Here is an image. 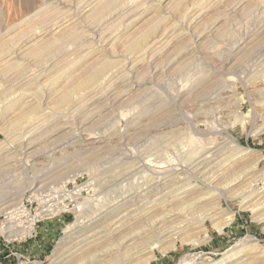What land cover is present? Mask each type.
I'll return each mask as SVG.
<instances>
[{"label":"rangeland","instance_id":"rangeland-1","mask_svg":"<svg viewBox=\"0 0 264 264\" xmlns=\"http://www.w3.org/2000/svg\"><path fill=\"white\" fill-rule=\"evenodd\" d=\"M55 1L0 0V63L8 58L5 55L10 53L11 47L17 45L26 48L27 45L38 40L39 44L36 46L39 45L44 50L40 55L38 49L32 48L37 52L35 54L34 51H29L28 57H33L29 64H25L26 61L19 58L20 56L15 57L16 59H10L9 62L12 60L16 62L17 60V63L10 66L9 69L8 67L5 68L7 70L4 69L0 73L3 77L0 75V155L1 151H4L3 146L5 148L11 146L13 147L12 150H15L23 140L36 137L41 141L42 136V142L44 141V132L50 128L49 124L46 125L47 119L50 117L43 115L41 111L44 106L50 108V110L46 109L48 112L63 111L78 125L81 120L79 116L87 117L91 113L90 109L96 106L93 105L89 108L85 102L87 98L94 96L107 99L114 90L123 86L118 83L116 77L120 75V72L126 71L125 67L133 66L134 68L133 71L135 72L130 71L132 73H129L130 77L125 82L127 83L125 87L133 89L130 92L131 95H127L128 98H122L116 105L96 118L95 122L88 123L83 127L84 130L77 132L80 142L86 144L85 147L94 142L103 146L101 151L98 150L91 156L89 155L90 159H87L89 156L77 159L52 173V170L48 169L54 166L53 160L59 161L64 153L60 148H56L54 154L52 153L54 146H51L52 144L46 145V148L45 143H43V148L41 145L38 146L42 150L39 152L46 150L47 153L45 156L39 157L36 167L43 168L46 166L47 176L38 177L42 172L35 174V171L32 170L34 162L25 158L18 163V169L14 171H2L0 169V228L7 235H0V264L39 262L48 264L52 261L55 247L67 236L66 228L72 223L75 224V229L86 226L91 219L98 215L101 209H105L108 204L123 197L127 191H134L142 183L148 182L156 176L170 173H179L183 176L192 174L190 176H193H187V180L191 182L188 186H194V188L178 196L185 197L181 200L183 202L186 199L197 197L201 193L211 192L215 194L217 192L212 198L213 200H207L209 205L216 207L215 219H208L200 223H197L196 219H190L184 231L179 235L177 234L176 238H173L174 240H170L171 242L163 244L153 242L152 251L143 254L144 256L141 257L155 255V259L147 264H214L217 260L223 259L225 253L232 250L236 251L238 248H242L238 253L239 257L233 259L235 255L233 257L229 255L219 264H234L244 260L242 264H264V0H118L119 3L117 0H113L119 4L116 5L112 1L111 3L116 7L110 3L106 4L109 7H102L106 0H95L90 9L93 11L94 8L96 11H90L88 13V15L90 14L89 18L86 17L87 14L82 15L85 18L79 14L80 18L76 14L81 7L78 6V3L80 4L84 0ZM88 1L91 0L84 2ZM204 1H206L205 4ZM236 5L238 6L236 7ZM72 6L75 7V10ZM113 10L118 12V15L114 17L116 20L114 18L108 20L107 18L110 17ZM184 11L189 14L184 13V15ZM105 13L109 17L107 15L105 17ZM171 13L179 18L182 28L189 27L187 32L180 28L181 30H176L170 36L172 42L169 40L163 46L152 44L155 35L167 24L165 23L166 19L169 20ZM187 18L188 20H186ZM71 19L72 21H70ZM75 21H78V25L74 24ZM169 21L172 23L176 20L171 18ZM81 22L83 23L81 24ZM104 23L106 24L104 25ZM46 24L51 25L48 27ZM73 24L77 31L74 30ZM44 25H46L45 28H43ZM70 26L72 29L68 28ZM92 28L95 32L101 30L100 32L105 33L106 31V34L108 33L106 37L111 40L100 42L99 35L93 36ZM198 30H204L207 32L206 36L209 34L210 36H205L200 41L197 39ZM148 31L150 32L148 33ZM190 31L193 33L192 36ZM176 33H179V36ZM50 35L51 37H49ZM72 38L74 39L72 40ZM144 38H146V42ZM42 39L44 40L43 43ZM76 40H79L78 43ZM245 40L250 41L246 47L239 50L240 45ZM51 41L52 43L55 42L56 45L53 43L52 47ZM190 41L197 44L194 49L187 50L188 47H192ZM44 47H48V50L46 48L45 50ZM156 47L162 51H156ZM162 47L166 49H162ZM59 48L60 50H58ZM153 53H155V57L152 55ZM43 56H46V59ZM51 60L55 65H58L47 74L46 78L49 77L50 80L48 82V78L44 77V80L38 76ZM151 61L160 66L163 65L161 66L163 68L161 69L162 73L158 71L154 75L155 77L149 73ZM170 62L173 64L170 65ZM126 63L127 65H125ZM12 67L13 69H11ZM28 71L33 74H29ZM17 76H20V80ZM26 76V79L23 78ZM28 77L33 78L29 83L27 82L28 84L22 85L23 80L26 81ZM58 78L59 80H57ZM17 79L18 81H15ZM35 79H39L38 81L41 83L44 81L43 84L46 86L40 85L37 83L38 81L34 85L33 80L35 81ZM7 80L11 81L8 82L10 84L4 82ZM149 80L150 82H148ZM15 84L17 87L14 86ZM20 84L23 88L19 86ZM20 88L32 93L33 99L31 103H28L29 105H25V103L20 105L17 101L18 94L22 92ZM203 88L204 91L207 89V91L214 92L205 91V95ZM43 92H49L51 95ZM132 96L133 98H129ZM206 96L207 99L204 98ZM216 97H220L219 102H209L212 98L215 100ZM229 103L232 107L229 106ZM236 104L238 105L236 106ZM34 107L35 109H33ZM158 107H162L161 113L159 111L155 114L151 113ZM239 114L246 115V120H244L246 122H240ZM154 119H158L159 122ZM40 124H43L44 127ZM132 124L136 127V131L129 127ZM168 130L172 131L169 132ZM113 136H115L114 139ZM14 138L15 140H13ZM214 149L216 153H219L217 156L223 160L222 163L226 164L220 171L225 173V177L224 182L223 179H219L220 182H216L217 187L214 186L210 189L204 186L201 181L203 180L202 177H197V173L193 172L194 168L192 169L189 163L210 150L214 151ZM123 151L127 154L125 155ZM50 163L51 165H49ZM20 164L21 166H19ZM250 165H257L256 175H259L262 180L258 184L259 188L263 189L256 198L243 204L240 198L233 194L237 188L244 184H231L233 181L229 176L241 168L250 167ZM0 167L5 168L6 166L0 164ZM44 177L46 179L37 182L39 178ZM224 186L229 187L227 188L229 190L227 195L230 196L227 199H220V188ZM124 191L125 193H123ZM121 193L122 195H120ZM256 201L260 203L257 206L260 207L258 209L253 207V204L257 203ZM52 203L57 204L56 207L48 209V204L52 206ZM229 215L233 217L229 224L225 225L222 230L215 228L214 223L216 221H225V217ZM33 222H37L35 226H33ZM10 234L12 235L10 236ZM190 240L195 243L189 242ZM247 245L249 246L247 247ZM135 261L137 260H133L129 264H134Z\"/></svg>","mask_w":264,"mask_h":264},{"label":"bare ground","instance_id":"bare-ground-1","mask_svg":"<svg viewBox=\"0 0 264 264\" xmlns=\"http://www.w3.org/2000/svg\"><path fill=\"white\" fill-rule=\"evenodd\" d=\"M55 1V0H54ZM57 1V0H56ZM55 1V2H56ZM85 1V0H84ZM82 1V3L84 2ZM104 1V0H103ZM113 0H106L105 2H103L102 4V7H109V5H106L108 3H110V5L112 4ZM116 1V0H115ZM120 1V0H119ZM59 2V1H58ZM57 2V4H58ZM62 2V1H61ZM64 2V1H63ZM62 2V3H63ZM68 2V1H67ZM93 2H95V0H91V1H88V2H84L83 5H81L82 3H78V6L80 5L81 7L79 8V10L76 8V10H78V12L76 13L78 15V17L81 18V16L83 14H87L86 17L89 18L90 14L88 15V13L91 11V5L93 4ZM118 2V0H117ZM206 1H204V4H205ZM52 3V2H51ZM114 4H116L114 1H113ZM119 3V2H118ZM117 3V4H118ZM123 3V2H122ZM203 3V2H202ZM201 3V4H202ZM44 4V3H43ZM47 4V3H46ZM66 4V3H65ZM77 4V3H75ZM116 4V5H117ZM200 4V5H201ZM217 4V3H216ZM49 5V4H48ZM70 5V4H69ZM73 5V4H72ZM119 5V4H118ZM125 5V4H124ZM240 5V4H238ZM236 5V7L238 6ZM100 6V5H99ZM113 6V4H112ZM111 6V7H112ZM164 6V5H163ZM168 6V5H167ZM194 6V5H193ZM74 7V6H72ZM77 7V6H76ZM97 7V5H96ZM113 7H116V6H113ZM124 7V6H123ZM125 8V7H124ZM195 8V7H194ZM60 9V8H59ZM75 10V7L73 8ZM103 10V8H101ZM168 9V7H167ZM93 11H96L94 10V8L92 9ZM98 10V8H97ZM119 10V9H118ZM125 10V9H124ZM164 10V9H163ZM166 10V9H165ZM169 10V9H168ZM185 10V9H184ZM91 11V12H93ZM121 11V9H120ZM173 11V10H172ZM170 11V12H172ZM177 12V10H175ZM228 11V10H227ZM230 11V10H229ZM228 11V12H229ZM38 12V11H37ZM73 12V10H72ZM113 13H111L110 17L107 15V13H105V17L107 15V18L108 20L114 18L116 15H118L117 13L118 12H114V10L112 11ZM167 12V11H166ZM165 12V13H166ZM231 12V11H230ZM56 13V12H55ZM59 13V12H58ZM97 13V12H96ZM95 13V15H96ZM110 13V12H109ZM121 13H124V12H121ZM185 13V11L183 12V14ZM188 12L186 11L185 14H187ZM226 13V12H225ZM60 14V13H59ZM75 14V13H74ZM81 16H80V15ZM98 14V13H97ZM104 14V13H103ZM102 14V15H103ZM175 14V12H174ZM173 13L170 14L169 16V20L172 18L173 20L175 19L176 21L170 23L171 21H169L168 19H166L167 21L169 22H165L167 23L163 29L160 30V32L157 33V35H155V37L153 38V42L152 44H159V45H162L166 42H168L169 40L171 41L170 39V36L173 35V33L176 31V30H179L180 28H182V23L179 22V18H177V16L175 17ZM178 14V13H177ZM184 14V15H185ZM189 14V13H188ZM92 15L94 16V14L92 13ZM223 15V14H222ZM226 15V14H225ZM66 16V15H65ZM92 16V17H93ZM54 17V16H52ZM59 17V16H58ZM91 17V18H92ZM104 17V15H103ZM120 17V16H119ZM179 17V15H178ZM74 18V16H73ZM82 18H85L84 16H82ZM118 18V17H117ZM186 18V16H185ZM189 18V17H188ZM188 18L186 20H188ZM220 18V17H219ZM55 19V18H54ZM77 19V18H76ZM74 19V20H76ZM95 19V18H94ZM105 19V18H104ZM106 19V21H107ZM115 19V18H114ZM194 19V18H193ZM196 19V18H195ZM194 19V20H195ZM41 20V19H40ZM82 20V19H80ZM79 20V21H80ZM93 20V19H92ZM101 21V19H99ZM98 20V21H99ZM116 20V19H115ZM182 20V19H181ZM180 20V21H181ZM185 20V21H186ZM227 21L229 19H226ZM39 21V20H38ZM49 21V20H48ZM56 21V20H55ZM72 21V19L70 20ZM95 22H97L96 20H94ZM93 21V22H94ZM104 21V22H106ZM192 21V20H191ZM220 21V20H219ZM44 22V21H43ZM76 22V21H75ZM78 22V21H77ZM74 23V24H77ZM84 22V20H83ZM81 22V24L83 23ZM120 23V21H118ZM117 22V23H118ZM122 22V20H121ZM164 22H163V25H164ZM218 22V21H217ZM38 23V22H37ZM50 23V21H49ZM66 23V22H65ZM80 23V22H79ZM87 23V22H85ZM84 23V24H85ZM90 23V22H89ZM102 23V22H101ZM107 23V22H106ZM104 23V25L106 24ZM118 23V24H119ZM215 23V22H214ZM264 23V22H263ZM68 24V23H67ZM72 25L74 26V30H76L75 28V25ZM187 24V23H186ZM39 25V24H38ZM47 25V24H46ZM43 28H45V26ZM51 25V24H50ZM49 25V26H50ZM78 25V24H77ZM192 25V24H191ZM217 25V24H216ZM48 26V25H47ZM48 26V27H49ZM53 26V25H52ZM72 26L68 27L69 29L71 28L72 29ZM85 26L87 27V25L85 24ZM102 26V25H101ZM185 26V25H184ZM194 26V25H193ZM213 26V25H212ZM61 27V26H60ZM79 27V26H78ZM115 27V25H114ZM119 27V26H118ZM121 27V26H120ZM258 27V26H257ZM41 28V29H43ZM53 28V27H52ZM81 28V27H80ZM91 28V27H90ZM96 28V27H95ZM99 28V27H98ZM104 28V27H102ZM109 28V27H108ZM111 28V27H110ZM136 28V27H135ZM142 28V27H141ZM189 27L187 26V28H182V29H185V31L188 29ZM191 28V27H190ZM200 28V27H199ZM198 28V29H199ZM203 28V27H202ZM205 28V27H204ZM261 28V27H260ZM35 29V28H33ZM48 29V28H47ZM61 29V28H60ZM67 29V28H66ZM67 29V30H69ZM93 29V28H92ZM120 29V28H119ZM264 29V28H263ZM31 30V29H30ZM40 30V29H39ZM81 30V29H80ZM97 30V29H95ZM100 30V29H99ZM111 30H113L111 28ZM181 30V29H180ZM195 30V29H194ZM193 30V31H194ZM202 30V29H201ZM210 30V29H209ZM257 30V29H256ZM36 31V30H35ZM43 31V30H42ZM48 32L50 30H47ZM77 31V30H76ZM83 31V30H82ZM94 31V29H93ZM101 31V30H100ZM93 32V36H96V35H99L100 38V42L102 41H105V42H109L111 39L107 38L106 35V31L105 33H102V32ZM103 31V30H102ZM158 31V30H157ZM185 31H182L183 33ZM189 31V30H188ZM197 31V30H196ZM199 31V30H198ZM205 31H206V28H205ZM208 31V30H207ZM225 31V30H224ZM31 32V31H30ZM40 32V31H39ZM47 32V33H48ZM66 32V31H65ZM70 32V30H69ZM68 32V33H69ZM87 32V30H86ZM91 32V30H90ZM89 32V33H90ZM150 31H148L149 33ZM181 32V31H180ZM179 32V33H180ZM187 32V31H186ZM195 32V31H194ZM210 32V31H209ZM218 32V31H216ZM262 32V31H261ZM55 33V32H54ZM74 33V32H73ZM88 33V34H89ZM102 33V34H101ZM114 33V32H113ZM152 33V31H151ZM179 33L177 34L179 36ZM191 33V31H190ZM206 33L207 32H204L203 31H199L197 33V39L201 41V39H203L205 36H206ZM263 33V32H262ZM261 33V34H262ZM41 34H43L41 32ZM49 34V33H48ZM85 34V33H84ZM187 34V33H186ZM193 33H191V36H192ZM253 34V33H251ZM257 34V33H256ZM31 35V34H30ZM45 35V34H44ZM47 35V34H46ZM76 35V34H75ZM87 35V34H85ZM84 35V36H85ZM90 35H92L90 33ZM112 35V34H111ZM154 35V33H153ZM152 35V37H153ZM176 35V36H177ZM189 35V34H188ZM196 35V34H195ZM258 35V34H257ZM108 36V35H107ZM184 36V34H183ZM208 36V35H207ZM206 36V37H207ZM210 36V34H209ZM208 36V37H209ZM211 36H212V33H211ZM214 36V35H213ZM45 37V36H44ZM48 37V36H47ZM51 37V35L49 36ZM53 37V36H52ZM78 37V35H77ZM80 37V36H79ZM89 37V35H88ZM92 37V36H91ZM146 37V36H145ZM151 37V36H149ZM31 38V37H30ZM55 38V36H54ZM61 38V37H60ZM59 38V39H60ZM70 38V37H69ZM75 38V37H74ZM72 38V40L74 39ZM147 38V37H146ZM146 38H144L145 42H146ZM181 38V37H180ZM35 39V38H34ZM64 39V38H63ZM93 39V38H92ZM141 39V38H140ZM152 39V38H151ZM174 39V38H173ZM195 39V38H193ZM28 40V39H27ZM43 40V39H42ZM40 40V41H42ZM48 40V38H47ZM51 40V39H50ZM95 40V39H94ZM176 40V39H175ZM251 40V39H250ZM249 40V41H250ZM254 40V39H253ZM30 41V40H29ZM32 41V40H31ZM38 41V40H37ZM37 41H34L32 42L30 45H27L26 48H22V45H17L15 47H11V51L10 53L6 54L5 56H8V58L1 62L0 63V73L2 70H4L5 68L12 66V65H15V63H17V60L16 62L12 60V62H9L10 59L12 58H15V57H18L20 56L19 58L23 59V61H26L25 64H29L31 63V61L33 60H30L31 58L28 57L27 54H29V51L32 50L34 51L35 49H38V53L41 54L42 51H44L42 49V47H39L36 46L37 44H39ZM49 41V40H48ZM47 41V42H48ZM63 41V40H61ZM79 41V40H78ZM78 41L76 40V42L78 43ZM140 41V40H139ZM191 41H192V38H191ZM190 41V42H191ZM249 41H243L241 45H244L241 47L240 45V48L239 50L243 49L244 47H246L247 43ZM44 42V40L42 41V43ZM46 42V41H45ZM46 42V43H47ZM58 42V41H57ZM172 42V41H171ZM196 42V40H195ZM207 42V41H206ZM27 43V42H26ZM41 43V42H40ZM45 43V44H46ZM52 43V41H51ZM55 43V42H53ZM53 43H52V47H53ZM70 43V42H69ZM85 43V42H84ZM137 43V42H136ZM144 43V42H143ZM150 43V42H149ZM187 43H188V40H187ZM186 43V44H187ZM204 43V41H203ZM16 44H19V43H16ZM15 44V45H16ZM29 44V42H28ZM82 44V43H81ZM170 44V43H169ZM181 44V43H179ZM197 43H193L191 42L190 46L192 47H188L187 50H190V49H194L195 46H196ZM201 44V43H200ZM43 46V44H40ZM56 45V43L54 44ZM73 45V44H72ZM135 45V44H134ZM13 46V45H12ZM38 48H36V47ZM46 46V45H45ZM64 46V45H63ZM88 46V45H87ZM142 46V45H141ZM151 46V44H150ZM185 46V45H184ZM198 46V45H197ZM50 47V46H48ZM48 47H44V49L46 48L48 50ZM60 47V46H59ZM67 47V46H66ZM65 47V49H66ZM78 47V46H77ZM155 47V46H154ZM158 47V45H157ZM156 47V49H157ZM161 47V46H160ZM199 47V46H198ZM32 48H35L34 50ZM74 48V47H73ZM159 48V47H158ZM165 48V47H162V49ZM197 48V47H196ZM45 49V50H46ZM53 49V48H52ZM55 49V48H54ZM57 49V48H56ZM81 49V48H80ZM110 49V48H109ZM154 49V48H153ZM166 49V48H165ZM164 49V50H165ZM8 50V49H7ZM60 50V48L58 49ZM67 50V49H66ZM103 50V49H102ZM155 50V49H154ZM160 49H157L156 51H158ZM183 50V49H182ZM26 51V52H25ZM51 51V50H50ZM49 51V53H50ZM65 51V50H64ZM69 51V50H68ZM162 51V50H160ZM2 52V51H1ZM9 52V50H8ZM35 52V51H34ZM37 52V51H36ZM35 52V54H36ZM48 52V51H47ZM72 52V51H71ZM165 52V51H163ZM48 53V54H49ZM149 53V52H148ZM177 53V52H175ZM185 53V52H184ZM34 54V53H33ZM34 54V56H35ZM47 54V55H48ZM51 54V53H50ZM54 54V53H53ZM109 54V53H108ZM164 54V53H163ZM174 54V53H173ZM264 54V53H263ZM39 55V54H38ZM45 55V54H44ZM59 55H61L59 53ZM65 55V54H64ZM69 55V54H68ZM71 55V54H70ZM152 55H154L155 57V53H153ZM151 55V56H152ZM159 55V53H158ZM229 55V54H228ZM4 56V58H5ZM37 56V55H36ZM50 58L51 56L48 55ZM47 56V58H49ZM157 56V55H156ZM174 56V55H173ZM44 57V56H43ZM60 57V56H59ZM62 57V56H61ZM145 57V56H144ZM177 57V56H176ZM180 57V56H179ZM182 57V56H181ZM2 58V57H1ZM38 58V56H37ZM46 59V56L44 57ZM54 58V57H52ZM131 58V57H130ZM159 58V57H158ZM16 59V58H15ZM40 59V58H39ZM55 59V58H54ZM57 59V58H56ZM146 59V58H144ZM152 59V57H151ZM160 59V58H159ZM177 59V58H176ZM1 60V59H0ZM43 60V59H42ZM54 61V60H53ZM140 61V60H139ZM159 61V60H158ZM167 61V60H166ZM22 62V61H21ZM45 62V61H43ZM48 62V61H46ZM56 62V61H55ZM160 62V61H159ZM168 62V61H167ZM23 63V62H22ZM49 63V62H48ZM63 63V62H62ZM135 63V62H134ZM133 64V63H132ZM141 64V63H139ZM143 64V63H142ZM145 64V63H144ZM173 64V62H170V65ZM58 65V64H56ZM56 65L55 63L51 62L45 66L44 69L41 70L40 74L38 77H42V79L46 76H48L47 74H49L51 71L54 70V67L56 68ZM59 65H62V64H59ZM65 65V64H64ZM68 65V64H67ZM127 65V63L125 64ZM23 66V65H22ZM63 66V65H62ZM130 66V65H129ZM135 66V65H134ZM163 66V65H161ZM161 66L154 62V61H151L150 63V68L151 69L149 71V73H151V76H154L156 75V73L159 71H161ZM263 66V65H262ZM43 67V66H42ZM68 67V66H67ZM90 67V66H89ZM137 67V66H136ZM140 67V66H139ZM19 68V67H18ZM27 68V67H25ZM36 68V67H35ZM58 68V67H57ZM95 68V67H94ZM123 68V67H122ZM236 68V67H235ZM13 69V67L11 68ZM10 69V70H11ZM91 69V68H90ZM89 69V70H90ZM126 71L124 72H120V75H118L116 77V80L118 81V83L121 85H123L122 87H118V89L114 90L110 97L107 98V99H100L99 97H92V98H87V101L85 100V102H87L88 104V107L90 108L91 106L93 105H96L94 106L91 110V113L87 116V117H84L83 118V113L81 114L82 116H79V119H81L79 121V124L76 125L75 122H73V119L71 120V117L67 114H64L63 111L62 112H48V110H50V108H47L46 106L42 107V114L44 115H47L49 119H47L48 121L46 122V125L49 124L50 128L45 131L44 129V133H45V139L44 141L42 142V136H41V141H39L38 139L33 138V139H27L26 141H21L18 146L15 148V150H12L13 147H8V148H5L3 146V152L1 151V155H0V164L2 166H6L5 168H1L0 169L3 171V170H7V171H14L16 169H18V163H20V161L22 159H26V160H29L31 162H34L32 164V170L35 171V174L38 173V172H42L41 175H38V177H43V176H47L48 173L45 171V168L47 170V167L46 166H43L42 167H39L37 168L36 166L38 165V159L39 157H42V156H45L46 155V150L43 151V152H39V150H41V148H39L38 146L43 145L46 146V145H51V146H54L52 148V153L55 154V149L56 148H60L61 151H63L64 154L61 155V159L58 161L56 159L53 160V167L49 168L48 170H52V173L58 169V168H63L64 166L72 163L73 161L77 160V159H81V158H87L89 155L91 156V154H93L95 151H98L100 150L103 146L102 144H96L95 142L88 146V147H85L84 144H82V142H80V138H79V135H78V131H82L83 127L85 125H87L88 123L96 120V118L100 117L102 115V113L106 110H108L110 107L116 105L122 98H128L129 94L131 95V90L133 89H128L127 87V83H125L128 78L130 77V74L129 73H132V72H135L133 71L134 68L133 66H131L130 68H127L125 67L124 68ZM137 69V68H136ZM144 69V68H143ZM146 69V68H145ZM167 69V68H165ZM164 69V71H165ZM7 70V69H5ZM15 70V68H14ZM27 71V69H26ZM123 71V69H122ZM132 71V72H130ZM144 71V70H143ZM10 72V71H9ZM12 72V71H11ZM20 72V71H19ZM145 72V71H144ZM218 72V71H217ZM29 73V71H28ZM32 73V72H30ZM29 73V74H30ZM137 73V72H136ZM142 73V72H141ZM140 73V74H141ZM148 73V74H149ZM162 73V71L160 72ZM237 73V72H235ZM5 75V73H3ZM20 74V73H19ZM33 74V73H32ZM37 74V73H36ZM239 74V73H238ZM1 75V74H0ZM23 75V74H22ZM54 75L56 76V74L54 73ZM93 75V74H91ZM138 75V74H137ZM143 75V74H142ZM7 76V74L5 75ZM24 76V75H23ZM35 76V75H34ZM33 76V77H34ZM37 76V75H36ZM97 76V75H96ZM134 76V75H132ZM136 76V75H135ZM2 77V75H1ZM14 77V76H13ZM18 77V76H17ZM15 77V78H17ZM32 77V78H33ZM155 77V76H154ZM3 78V77H2ZM7 78V77H6ZM23 78H27L26 77H23ZM32 78H29L24 81L23 80V84H28ZM44 78V80H45ZM48 78V79H47ZM47 81L50 82L49 80V77H47ZM158 78V77H157ZM18 79L20 80V76L18 77ZM15 80V81H18ZM40 79V78H39ZM39 79H35V81L33 80V82H35L34 85H36L37 83H40V85L43 84V82H39L38 80ZM152 79L154 80V78L152 77ZM151 79V80H152ZM159 79V78H158ZM14 80V79H13ZM53 80H56L53 78ZM59 80V78L57 79ZM94 80V79H92ZM111 80V79H110ZM131 80V79H130ZM10 80H7V81H4L5 83L7 84H10L8 83ZM36 81H38L36 83ZM42 81V80H41ZM3 82V81H1ZM11 82V81H10ZM22 82V80H21ZM28 82V83H27ZM47 82V83H48ZM52 82V81H51ZM55 82V81H53ZM57 82V81H56ZM109 82V81H108ZM150 82V80L148 81ZM19 83V82H18ZM16 83V84H18ZM45 83V82H44ZM205 83V82H204ZM16 84L14 86H16ZM31 84V83H30ZM29 84V86H31ZM113 84V83H111ZM1 85V83H0ZM13 85V84H12ZM11 85V86H12ZM45 85V84H43ZM110 85V84H108ZM158 85V84H157ZM21 86V84L19 85ZM26 86V85H25ZM24 86V87H25ZM39 86V84H38ZM46 86V85H45ZM48 86V85H47ZM59 86V85H58ZM7 87V86H6ZM5 87V88H6ZM10 87V86H9ZM13 87V86H12ZM11 87V88H12ZM17 87V86H16ZM22 87V86H21ZM103 87V86H102ZM106 87V86H105ZM108 87V86H107ZM204 87V86H203ZM211 87V86H210ZM8 88V87H7ZM23 88V87H22ZM26 88V87H25ZM50 88V86H49ZM4 89V87H3ZM15 89V88H14ZM19 89V88H18ZM21 89V88H20ZM43 89V88H41ZM100 89V88H98ZM106 89V88H105ZM108 89V88H107ZM208 89H211V88H208ZM6 90V89H5ZM10 90V89H9ZM12 90V89H11ZM22 90V89H21ZM48 91L51 90V89H47ZM59 90V89H58ZM101 91L103 89H100ZM201 90V89H200ZM4 91V90H3ZM20 91V90H19ZM28 90H22V92H20L18 94V92L16 93V95L18 94V100L19 101V104L21 105L22 103H25L28 104V103H31L33 97H32V93H28L27 92ZM46 91V90H44ZM52 91V90H51ZM50 91V92H51ZM105 91V90H104ZM108 91V90H107ZM203 91H204V88H203ZM207 91V89L205 90ZM204 91V93H205ZM1 92V91H0ZM10 92V91H8ZM12 92V91H11ZM10 92V93H11ZM14 92V91H13ZM202 92V91H200ZM207 92H211L213 93L212 91H207ZM4 93V92H2ZM44 93V92H43ZM47 93V92H46ZM44 93V94H46ZM95 93V92H94ZM107 93V92H106ZM105 93V94H106ZM216 93V92H215ZM13 94V93H12ZM15 94V93H14ZM50 94L49 92L47 93V95ZM54 94V93H53ZM93 94V93H92ZM97 94V93H96ZM46 95V96H47ZM51 95V94H50ZM128 95V96H127ZM199 95V94H198ZM202 95V93H201ZM206 95V93H205ZM15 96V95H14ZM192 96V94H191ZM203 96V95H202ZM209 96V94H208ZM213 96V94H212ZM217 96V95H216ZM88 97V96H87ZM124 98V99H125ZM129 98H133L132 97H129ZM164 98V97H163ZM171 98V97H170ZM207 99V96L204 97ZM215 98V97H214ZM214 98H212L211 101H209L210 103L212 102H217L219 100V98L216 97V99L214 100ZM222 98V97H221ZM7 99V98H6ZM40 99V98H39ZM211 99V98H210ZM15 100V99H14ZM170 100V99H169ZM169 100H168V103H169ZM221 100V99H220ZM172 101V100H171ZM80 102V101H79ZM172 102H175V101H172ZM177 102V101H176ZM219 102V101H218ZM238 102V101H237ZM233 103V102H232ZM236 103V102H235ZM240 103V102H239ZM17 104V103H16ZM153 104V103H152ZM159 104V102H158ZM218 104V103H217ZM230 104V103H229ZM228 104V105H229ZM20 105H17L20 107ZM29 105V104H28ZM32 105V104H31ZM38 105V104H37ZM40 105V104H39ZM42 105V104H41ZM156 105V104H155ZM205 105V104H204ZM234 105V103H233ZM238 104H236L237 106ZM151 106V105H150ZM157 106V105H156ZM164 106V105H163ZM171 106V105H169ZM226 106V104H225ZM230 107L231 104L229 105ZM11 107V106H10ZM30 107V106H29ZM32 107V106H31ZM83 107V106H82ZM147 107V106H146ZM234 107V106H233ZM17 108V107H16ZM22 108V107H21ZM39 108V107H38ZM85 108V107H84ZM83 108V109H84ZM88 108V109H89ZM150 108V107H149ZM165 108V107H163ZM215 108V107H214ZM237 108V107H235ZM233 108V109H235ZM35 109V107L33 108ZM40 109V108H39ZM48 109V110H46ZM146 109V108H145ZM154 109V108H153ZM162 107H158L156 109H154L151 113H156L157 111H159L161 113V110ZM167 109V108H166ZM207 109H210V108H207ZM217 109V108H216ZM85 110V109H84ZM163 110V109H162ZM202 110V109H201ZM212 110V109H211ZM214 110V109H213ZM212 110V111H213ZM219 110V109H218ZM216 110V111H218ZM224 110V109H223ZM222 110V111H223ZM232 110V109H231ZM39 111V110H38ZM47 111V112H46ZM52 111V110H51ZM80 111V110H79ZM148 111V110H147ZM205 111V110H204ZM211 111V112H212ZM220 111V110H219ZM233 111V110H232ZM237 111V110H236ZM78 112V111H77ZM81 112V111H80ZM150 112V110H149ZM229 112V111H228ZM146 113V112H145ZM207 113V112H205ZM204 113V114H205ZM227 113V112H226ZM230 113V112H229ZM147 114V113H146ZM201 114V113H200ZM80 115V114H79ZM107 115V114H106ZM150 115V114H149ZM141 116V115H140ZM148 116V114H147ZM155 116V115H153ZM239 118H240V122H246L244 120H246V115H243V114H239L238 115ZM78 117V116H77ZM149 117H152V116H149ZM73 118V117H72ZM103 118V117H102ZM135 118H138V117H135ZM140 118V117H139ZM39 119V118H38ZM45 119V118H44ZM105 119V118H104ZM132 119V118H131ZM141 119V118H140ZM140 119H138L140 121ZM144 120V119H143ZM156 120V119H154ZM153 120V121H154ZM158 120V119H157ZM156 120V122H157ZM135 121V120H134ZM132 121V122H134ZM152 121V120H151ZM39 122V121H38ZM95 122V121H94ZM159 122V120H158ZM44 123V122H43ZM137 123V121H136ZM75 124V126H74ZM130 124V123H129ZM128 124V125H129ZM141 124V123H140ZM155 124V123H154ZM160 124V123H158ZM43 126V124H40ZM164 125V124H162ZM168 125V124H167ZM170 125V124H169ZM168 125V126H169ZM173 124H171V127ZM44 127V126H43ZM129 127H131L133 130H135L136 127H134V124L130 125ZM134 127V128H133ZM169 127V128H171ZM35 128V127H34ZM41 128V127H40ZM164 128V127H163ZM162 128V129H163ZM166 128V127H165ZM86 129V128H85ZM131 129V130H132ZM149 129V128H148ZM176 129V128H174ZM84 130V129H83ZM132 130V131H133ZM137 130V129H136ZM135 130V131H136ZM173 130V129H172ZM171 130V131H172ZM79 131V132H80ZM144 131V130H143ZM163 131V130H162ZM169 131V130H168ZM169 131V132H171ZM174 131V130H173ZM125 132V130H124ZM177 132V131H176ZM28 133V132H27ZM120 133V132H119ZM132 133V132H131ZM136 133V132H135ZM43 134V133H42ZM80 134V133H79ZM104 134V133H103ZM130 134V133H129ZM128 134V135H129ZM169 134V133H168ZM107 135V134H106ZM131 135V134H130ZM171 135V134H169ZM39 136V135H38ZM105 136V135H104ZM109 136V135H108ZM107 136V137H108ZM111 136V135H110ZM173 136V135H172ZM175 136V135H174ZM101 137V135H100ZM106 137V136H105ZM112 137V136H111ZM121 137V136H120ZM128 137V136H127ZM126 137V139H127ZM168 137V136H167ZM177 137V136H175ZM40 139V137H37ZM109 138V137H108ZM108 138H105V139H108ZM115 138V136H113V139ZM132 138V137H130ZM135 138V137H134ZM103 139V138H101ZM129 139V138H128ZM15 140V138L13 139ZM12 140V141H13ZM118 140V139H117ZM122 140V139H121ZM11 141V142H12ZM111 141V140H110ZM114 141V140H113ZM119 141V140H118ZM129 141V140H128ZM126 141V142H128ZM109 142V141H108ZM121 142V141H120ZM124 142V141H123ZM122 142V144H123ZM104 143V142H103ZM112 143V142H111ZM118 143V142H117ZM12 144V143H11ZM106 145V144H105ZM130 145V143L128 144V146ZM7 147V146H6ZM78 147V148H77ZM125 147V146H124ZM43 148V147H42ZM47 148V146H46ZM45 148V149H46ZM74 148H77V149H74ZM119 148V147H118ZM123 148V147H121ZM1 149V148H0ZM51 149V148H50ZM70 149H74L73 151H69ZM124 149V148H123ZM130 149V148H129ZM58 150V149H57ZM56 150V151H57ZM108 150V148H107ZM110 150V149H109ZM114 150V149H113ZM42 151V150H41ZM51 151V150H50ZM101 151V150H100ZM120 151V150H119ZM126 151V150H125ZM60 152V151H59ZM121 152V151H120ZM5 153V154H4ZM61 153V152H60ZM96 153V152H95ZM124 153V151H123ZM222 153V152H221ZM50 154V153H49ZM58 154V153H57ZM98 154V153H97ZM111 154V153H110ZM121 154V153H120ZM125 155L127 153H124ZM197 154V153H196ZM217 154L219 153H216L215 149L214 151L210 150L209 152L205 153V154H202L198 159H195V160H192L189 164L192 166V169H193V172L194 173H197V177L203 179L201 180L204 184V186L206 187H209L211 189V187H217V184L216 182L223 179V182H224V177H225V173H222L220 172L223 167L226 165L225 163H222V159H220V157L217 156ZM223 154V153H222ZM49 156V155H47ZM46 156V157H47ZM90 156L87 158V159H90ZM96 156V154H95ZM220 156V155H219ZM222 156V155H221ZM224 156V154H223ZM222 156V157H223ZM101 158V156H99ZM197 157V156H196ZM95 158V157H94ZM191 158V157H190ZM227 158V157H226ZM95 160V159H94ZM189 160V159H187ZM191 160V159H190ZM23 161V160H22ZM21 161V162H22ZM47 161V160H46ZM87 161V160H86ZM92 161V160H91ZM26 162V161H25ZM186 162V161H185ZM24 163V162H23ZM22 163V164H23ZM47 163V162H46ZM98 163V162H97ZM51 165V163L49 164ZM124 165V164H123ZM185 165V164H184ZM187 165V164H186ZM21 166V164L19 165ZM135 166V165H134ZM133 166V167H134ZM49 167V166H48ZM132 167V168H133ZM137 167V166H136ZM187 167V166H186ZM127 168V167H126ZM166 168V167H165ZM164 168V169H165ZM190 168V167H189ZM36 169V170H35ZM191 169V168H190ZM189 169V170H190ZM225 169V168H224ZM44 172H43V171ZM47 170V171H48ZM176 170V169H175ZM187 170V169H185ZM187 170V171H189ZM166 171V170H165ZM174 170L172 169V172ZM184 171V170H183ZM257 171V165L255 166H251L248 167H244V168H241L240 170L230 174L229 178L233 181L231 184L233 185H237L239 183H243L244 185H242L241 187L237 188L236 191L234 192L233 195H236L238 198H240L241 202L243 204H246L248 203L250 200H253L254 198H256L262 191L263 188H259V182L262 181L261 180V177L259 175H256V172ZM192 172V171H191ZM34 173V172H33ZM159 173V172H158ZM168 173V172H167ZM170 173V172H169ZM185 173V172H184ZM190 173V172H189ZM192 175V174H190ZM190 175H187V176H190ZM187 176L183 174L180 175L179 173H170V174H164V175H159V176H156L154 177L153 179H151L150 181L148 182H145V183H142L141 186H137L136 189H134V191H131V192H126V194L121 197V198H118L115 202H111L110 204H108L105 209H101L98 213V215L96 217H94L93 219L90 220V222L82 227V228H79V229H75L76 226L75 224H71L70 226H68V228H66L65 230V233L67 234L66 237L63 238V241H61L57 247H55V253L53 255V258H52V261L49 262L48 264H129L131 263L133 260H137L134 262V264H147L149 263L150 261H152L153 259H155V255H151L149 257H144V258H141L142 256H144L143 254L145 253H150V251H152V244L153 242H157V243H165V242H168L174 238H176V235L180 234L181 232L184 231V228L185 226L189 223L190 219L194 220L196 219L197 220V223H200V222H204L205 220H208V219H212L215 217V208L214 205H209L207 202L214 198V195L213 193L211 192H206V193H201V195L197 196V197H193V198H190V199H186L183 201H181L183 198L185 197H178L179 195H182L183 193L185 192H188V190H190L191 188H194V186H188L191 184V182L189 180H187ZM195 176V175H194ZM12 177V176H10ZM190 177H193V176H190ZM13 178V177H12ZM141 178V177H140ZM42 179V180H40ZM44 179H46V177L44 178H39L37 182H40V181H43ZM228 179V178H227ZM36 180V179H35ZM149 180V179H148ZM193 180V179H192ZM191 180V181H192ZM200 180V179H198ZM229 180V179H228ZM226 181V180H225ZM10 182V181H8ZM220 182V181H219ZM229 182H231L229 180ZM141 183V182H140ZM222 183V181H221ZM219 183V184H221ZM34 184V183H33ZM144 184V185H143ZM193 184V183H192ZM226 184V183H225ZM228 184V182H227ZM1 185V184H0ZM3 185V184H2ZM25 185V184H24ZM41 185V184H40ZM222 186V184H221ZM11 187V186H10ZM218 187H220L218 185ZM227 188V186H224L223 188H220L221 189V198L220 199H227L229 198L230 195H227V192L229 191ZM209 189V190H210ZM15 190V189H14ZM205 192V191H204ZM214 192V191H213ZM3 193V192H2ZM125 193V191L123 192ZM233 193V192H232ZM231 193V194H232ZM12 194V193H11ZM122 195V193L120 194ZM9 196V195H8ZM196 196V195H195ZM213 196V197H212ZM3 197V196H2ZM12 197V196H11ZM9 199V198H8ZM208 200V201H207ZM213 200V199H212ZM220 201V200H219ZM257 202V201H256ZM261 202V201H260ZM2 203V202H1ZM109 203V201H108ZM264 203V202H263ZM3 205V204H2ZM260 203L257 202V203H254L253 204V207H257L259 206ZM1 206V205H0ZM216 206V204H215ZM260 208V207H257V209ZM97 213V212H96ZM95 213V214H96ZM226 220L224 221H216V223H214V226L215 228L219 229V230H222L224 228L225 225L229 224L232 220L233 217H231L230 215L225 217ZM224 218V219H225ZM215 219V218H214ZM191 224V223H190ZM213 226V227H214ZM72 230V231H71ZM6 231V230H5ZM12 233V232H11ZM2 234H5L6 233L4 231H2V228H0V235ZM9 234V233H8ZM12 234H10L11 236ZM7 236V235H6ZM173 239V240H174ZM170 241V242H171ZM189 242H192V240H190ZM192 243H195L194 241ZM248 244V243H247ZM170 245V244H169ZM174 246V245H173ZM249 245H247L248 247ZM155 247V246H154ZM159 247V246H158ZM161 247V246H160ZM175 247V246H174ZM243 247V246H242ZM61 248H62V251H61ZM166 248V247H164ZM170 248V247H169ZM237 249V248H236ZM249 249V248H248ZM242 250V248H238L236 251L232 250V251H228L227 253H225V258L223 257V259H219L217 260L214 264H219L220 262L224 261L227 257L230 256H234L235 258H237V256L239 257L240 255L238 254L240 251ZM245 250V249H244ZM247 250V249H246ZM250 250V249H249ZM251 251V250H250ZM232 252V254H231ZM246 253V252H245ZM248 253V252H247ZM248 257V255H247ZM248 260V259H247ZM250 260V258H249ZM245 261V260H244ZM244 261H241V262H235L236 264H242ZM251 261V260H250ZM254 261V260H253ZM186 262V261H185ZM247 262V261H246ZM234 263V264H235ZM21 264H26V263H21ZM31 264V263H29ZM32 264H43L41 262L39 263H32ZM182 264V263H181ZM194 264V263H193ZM248 264V263H247Z\"/></svg>","mask_w":264,"mask_h":264},{"label":"built area","instance_id":"built-area-1","mask_svg":"<svg viewBox=\"0 0 264 264\" xmlns=\"http://www.w3.org/2000/svg\"><path fill=\"white\" fill-rule=\"evenodd\" d=\"M56 197H57V196H56ZM56 205H57V204L52 203V206H51V205L49 206V204H48V209H50L51 207H52V208H53V207H56ZM45 209H46V208H45ZM36 223H37V222H33V223H32L33 226H35Z\"/></svg>","mask_w":264,"mask_h":264}]
</instances>
